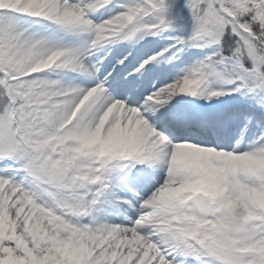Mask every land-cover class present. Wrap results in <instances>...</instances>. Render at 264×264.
<instances>
[{
	"label": "snow or ice",
	"instance_id": "6c2138e0",
	"mask_svg": "<svg viewBox=\"0 0 264 264\" xmlns=\"http://www.w3.org/2000/svg\"><path fill=\"white\" fill-rule=\"evenodd\" d=\"M0 264H264V0H0Z\"/></svg>",
	"mask_w": 264,
	"mask_h": 264
}]
</instances>
